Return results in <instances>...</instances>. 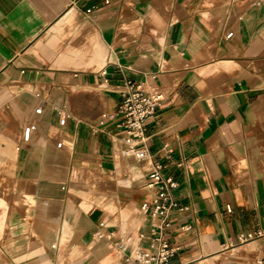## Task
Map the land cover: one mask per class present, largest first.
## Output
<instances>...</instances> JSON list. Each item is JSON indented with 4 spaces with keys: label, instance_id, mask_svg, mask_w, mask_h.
Segmentation results:
<instances>
[{
    "label": "crops",
    "instance_id": "1",
    "mask_svg": "<svg viewBox=\"0 0 264 264\" xmlns=\"http://www.w3.org/2000/svg\"><path fill=\"white\" fill-rule=\"evenodd\" d=\"M127 80L164 95L148 161L112 120L92 127ZM13 161L30 207L0 200L9 264H59L62 239L65 264H130L156 231L169 264L264 261V0H0V165ZM150 162L180 208L151 214Z\"/></svg>",
    "mask_w": 264,
    "mask_h": 264
},
{
    "label": "built area",
    "instance_id": "2",
    "mask_svg": "<svg viewBox=\"0 0 264 264\" xmlns=\"http://www.w3.org/2000/svg\"><path fill=\"white\" fill-rule=\"evenodd\" d=\"M227 34V36H229ZM123 100L117 106L113 115L110 116L103 112L99 116L97 123L92 126L94 131L105 132L107 123L113 121V125L123 131L121 138L122 147L130 153V156L136 161H148L146 142V120L153 116L164 100L163 93L157 88H148L143 83H135L131 80L126 81V90L123 92ZM41 109L37 108L36 113ZM35 124L28 122L22 130V141H28L30 134L35 129ZM61 143H57L60 147ZM164 165L150 162V170L144 179L146 187H156L158 195L153 201V216L159 213H166L172 209L180 208L171 197V190L175 187V181L170 176L163 175ZM72 176V166L69 168L67 182H70ZM64 188V187H63ZM147 211L149 208L146 204L141 207ZM168 226V224H165ZM57 247V243L52 246ZM153 252L146 254L135 249L125 257L130 264H169V259L173 256L175 248L163 237L162 231L154 232L153 238L149 244ZM256 264H264V261H258Z\"/></svg>",
    "mask_w": 264,
    "mask_h": 264
},
{
    "label": "rangeland",
    "instance_id": "3",
    "mask_svg": "<svg viewBox=\"0 0 264 264\" xmlns=\"http://www.w3.org/2000/svg\"><path fill=\"white\" fill-rule=\"evenodd\" d=\"M17 162L13 161V164L10 166L11 171L7 170L5 166L0 165V183L2 186H5L7 188H10L13 190V193H3L0 192V200L2 204H7V202H11L12 204L16 205L17 207H21L23 209H28L30 207V203L27 201V196H24V194L21 192L20 187L21 183L18 179V169H17ZM4 175V176H3ZM79 180H91L94 179L93 174L83 172V174L79 175ZM6 192V191H5ZM1 223V221H0ZM2 225L4 223H1ZM3 233V231H0V234ZM5 236V235H4ZM6 237V236H5ZM2 237L0 236V247H4L6 242L2 241ZM51 243H48V248L51 249ZM67 249V243L64 242V239L61 240V246L59 248V255L58 258L59 264H65V259L61 257L63 252ZM0 256L3 258V263L1 264H9V261L4 257V255L0 251Z\"/></svg>",
    "mask_w": 264,
    "mask_h": 264
},
{
    "label": "bare ground",
    "instance_id": "4",
    "mask_svg": "<svg viewBox=\"0 0 264 264\" xmlns=\"http://www.w3.org/2000/svg\"><path fill=\"white\" fill-rule=\"evenodd\" d=\"M121 147V149L123 148L122 146H120ZM127 156H130V153L127 151ZM131 157V156H130Z\"/></svg>",
    "mask_w": 264,
    "mask_h": 264
}]
</instances>
